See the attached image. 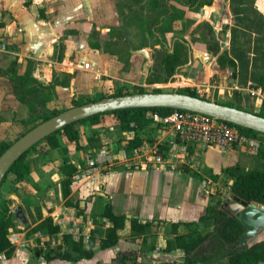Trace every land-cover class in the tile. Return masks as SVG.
Returning a JSON list of instances; mask_svg holds the SVG:
<instances>
[{
	"label": "crops",
	"instance_id": "crops-1",
	"mask_svg": "<svg viewBox=\"0 0 264 264\" xmlns=\"http://www.w3.org/2000/svg\"><path fill=\"white\" fill-rule=\"evenodd\" d=\"M42 1L0 0V67L4 69L3 66L7 60L37 59L34 73L36 70L38 74L34 76L44 84L57 83L54 98L47 103L48 107L53 109L59 101L57 97H76L80 90L84 93L93 91L99 79L102 78V72L99 70L101 64L97 59L99 55L90 49L88 52L92 61V69L90 62H87L90 64L87 68L86 64L80 61V57L72 58L73 52L69 51L68 46L66 56L61 55L59 60L44 57L50 54V48H53L56 37L52 36L57 34V27L53 24V19H48L50 13H47L48 10L45 9L48 5L47 0L44 3ZM142 2L146 3L145 0ZM150 3L152 6L147 5L148 10L153 8L152 0ZM172 3L179 7L182 6L181 9L185 11V14L182 18H177L172 22L173 30L167 32L166 37L169 42L173 36L184 37L188 40V49H191V53L192 48L195 49L193 51L194 62L189 70L200 71L203 59L211 58L210 63L213 69L211 66L207 68L210 73L203 84L206 91L217 92L218 96L225 100L221 103L228 102L252 112H259L264 103V92L258 85L260 75L264 74V0H211L198 10L178 4L176 0H172ZM202 23L211 25L213 35L207 34V28L205 30V27H200ZM188 24L192 27L186 28ZM184 28H186L185 33L183 31L181 33ZM200 33H203L207 40L212 37L219 44L218 54L210 51L208 47L210 41L205 47L195 46L190 37L199 36ZM154 47H162L158 38H156ZM75 48L77 50V47ZM223 52L228 53L234 65L220 66L218 57ZM107 60L111 63L117 61L113 57H107ZM101 61L105 62L106 67L109 66L108 61L103 59ZM45 70L55 71V80L53 79L54 74L49 79L45 72L41 74ZM25 71L19 73L23 74ZM206 73L204 69V74ZM3 76L0 75V141L10 140L6 136L17 132L19 128V121L16 122V120L26 117L29 111L27 105L17 98L9 78L6 79ZM180 78L178 76L175 82L171 83L184 84ZM188 84L194 86L192 83ZM196 86L200 85L196 84ZM202 97L215 100L208 95H202ZM103 117L111 121L115 117L118 119L114 114ZM103 117L99 123L86 124L90 125L88 128L93 131L88 136L82 135L81 132V138L75 143L73 153L78 160L76 162L73 159L72 162L78 165L79 169H83L79 173L80 177L87 175L84 173L86 169H96L94 170L96 172L88 177L94 179L95 193L99 197L110 199L108 201L111 202L116 213L127 216L124 228L118 231L121 237L119 243L106 249L96 246L92 258L77 261L61 259L47 261L44 256H41L40 260L23 263L19 259L20 256H14L8 264H111L113 259L120 254H124V264H184L183 249L166 250L167 240L174 238V235L170 233V226L173 222L198 220L210 203L207 196L205 200V195L200 193V189L198 195L193 192L194 176L182 169H175L172 163L176 151L184 148L183 145L173 137L171 131L164 130L161 125L153 121L145 132L137 135L134 130L122 129L119 119L117 125H103ZM63 137L67 138L65 135ZM47 141L52 147H56L59 136L54 135ZM162 143L169 146L164 156L160 154ZM78 145L82 148L78 149ZM194 147L197 148V146ZM208 149L214 152L222 151L217 146H211ZM232 149L233 147L223 152H229ZM105 150L113 156L112 165L124 164L122 170H114L112 165L99 164L96 161V155ZM160 155L161 159H158ZM107 164L109 167H106ZM84 179H81L80 183ZM98 182L102 183L98 185ZM81 186L86 185L76 186V190L74 189L75 191L69 197H65V200L77 194ZM92 188L89 187L88 190ZM86 206L90 207V201L85 204ZM63 210L64 213L71 215L70 210ZM131 217H138L143 222L150 220L164 223L155 224L152 229L153 234L146 242H142V240L129 238ZM101 218L106 221L103 227H107L110 224L108 219L104 216ZM75 223L76 226L73 228L75 233L80 231L83 234L87 231V226L83 229L85 224L81 217H76ZM96 225L88 229L89 233L92 229L100 227ZM178 230L184 232L188 230V227L181 224ZM63 234L64 232L61 231L62 237L56 239L60 244L64 242ZM10 238L16 246L19 244L20 247V244L24 243L19 233H13ZM44 246H47L45 241ZM17 249L19 248L16 247ZM107 253L109 255L106 260L104 256ZM225 262L227 264V261ZM257 264H264V262Z\"/></svg>",
	"mask_w": 264,
	"mask_h": 264
},
{
	"label": "rangeland",
	"instance_id": "rangeland-1",
	"mask_svg": "<svg viewBox=\"0 0 264 264\" xmlns=\"http://www.w3.org/2000/svg\"><path fill=\"white\" fill-rule=\"evenodd\" d=\"M145 1L146 3L138 2V0H47L48 5L45 6V9L48 10L47 13H50L48 19H53V24L57 27V34L52 36L56 38L53 42V48H50V54L48 53L44 57L46 59L59 60L61 55L66 56L65 53L68 46L69 51L73 52L72 58L80 57L79 59L84 65L90 62L92 69V61L88 52V49H90V51L93 50L99 55L97 59L101 64L99 70L102 72V78L99 79L98 85L94 87L93 91L84 93L80 90L76 97H57L59 101L57 106H55L56 108L53 109L63 111L70 108L73 104V98H76L79 102H88L99 99L106 94H117L119 91L127 93L139 90L173 91L183 87L196 89L200 96L208 95L210 98H214V101L225 102V100L218 96L217 92L206 91V87L203 85L205 79L208 77V73H210V70H207V68L211 66L213 69L210 63L211 58L203 59L200 71L189 70L190 65L194 62V48H192V53L191 49H188L189 54L191 53L192 55V61L188 60L179 73H176L168 81L164 80V70L154 63L156 49L154 43L156 42L157 35L153 33L150 25L149 10L147 9V5L152 6V4L150 0ZM44 2L45 0L42 1V3ZM181 7L179 8L181 9ZM191 27L192 25L188 24L186 28ZM186 28L181 30V33L182 31L185 33ZM190 39L195 46H207L208 40L203 33H200L199 36H192ZM75 47H77V50ZM107 57H113L117 61L111 63L107 60ZM101 59L108 61L107 64L109 66L106 67L104 65L105 62L101 61ZM11 61L7 60L3 66L4 69L9 67ZM34 61L36 62L37 59H34ZM27 65L28 60L19 61V72H24ZM204 69L207 71L206 74H204ZM35 72L34 74L37 75L38 71L35 70ZM43 72L47 74V79L54 74L53 79L55 80V71L45 70L41 74ZM178 76L181 77L180 79L184 81V84L178 82L177 84H172ZM3 77L7 79V76L4 75ZM214 77L216 78V75ZM188 83H192L194 86ZM196 84L200 86H196ZM17 121H19L17 132L7 135L6 138L12 140L25 130L21 120L17 119ZM102 122L103 125L108 126L119 123L116 117L112 121L103 117ZM88 126L90 125H86V123L79 124L78 127L82 135H91L93 130L91 131ZM63 136H59L58 146L56 147H52L48 141L39 144L27 158L32 165L31 175L25 181H16L14 177H9L3 185L0 194V204L8 201L13 210L15 225L11 229L10 235L19 233L24 242L20 244V247L19 244L15 245L19 249L15 250V255L12 257L20 256L19 259L23 263H32L35 260H40L41 256H44L47 251L60 245L56 241L57 238L62 237L60 232L57 236L49 235L46 228L42 227V222L38 221L37 206L39 203H43L42 210L46 215H52L54 220L56 219L55 222L61 223V231L64 233L70 232L75 228L76 223L73 219H76V217L82 218L85 224L83 229L86 226L88 227L86 233L89 232L88 229L92 225L97 224L96 226L100 227L106 225V221L101 218V213L104 204L110 199L99 197L95 193L96 190L94 191L96 189L93 182L94 179L88 178L96 171L79 177L81 179L85 178L82 183H80L81 179H76L75 177L71 186L72 192L76 190V186L78 187L83 184L86 186L78 188L77 194L73 197L65 200V197L62 195L60 181L63 174L59 168L62 159L70 157L71 161L74 159L77 162L78 160L73 154L76 144L68 143L67 138ZM177 140L181 142L184 148L176 151L172 163L175 165V169L189 171L194 176L195 184H193L192 188L195 195L199 194L200 189V193L205 195V200L207 197L209 198V203L216 204L228 210L231 214H235L231 208V204L235 201V198L231 192L226 175L223 173V167L236 162L245 169L264 168V151H246L241 146L236 145L229 152L220 150L214 152L209 151L208 148L211 146L196 148L181 139L177 138ZM62 145L68 146V153H61ZM164 145L167 144L162 143L160 149V154L163 156L167 154L164 151ZM53 148L55 150H52ZM108 164L112 165L111 163ZM108 164L106 167H109ZM112 167L114 170H122L124 164H113ZM100 183L102 182H98L97 184L100 185ZM89 187L93 188L88 190ZM26 198L31 199L30 203L32 205L29 209H27L24 201ZM89 201L90 207H85V204ZM70 205L72 207H69ZM60 206L61 208H58ZM19 208L22 209L24 217L18 216L17 212ZM63 209L70 210L71 215L66 212L64 213ZM211 229L212 225L208 224L203 226L202 231L205 233ZM262 239H264V229L261 230V234L256 240ZM256 240H251L250 243ZM44 241L47 245L46 247L44 246ZM108 255L107 253L104 256L106 260L108 259ZM123 255L120 254L115 257L111 264H123ZM11 258L8 259L3 255L0 256V264H8ZM225 261H227L225 256H218L212 264H226Z\"/></svg>",
	"mask_w": 264,
	"mask_h": 264
},
{
	"label": "trees",
	"instance_id": "trees-1",
	"mask_svg": "<svg viewBox=\"0 0 264 264\" xmlns=\"http://www.w3.org/2000/svg\"><path fill=\"white\" fill-rule=\"evenodd\" d=\"M139 1L142 2L144 0H138V2ZM176 1L179 2L178 4L193 8L194 10H198L203 4L211 2V0ZM152 2L153 8L149 9L150 23L153 33L157 35L162 45L161 48L155 49L154 63L164 70V80L168 81L176 73H179L183 65L189 60L188 40L184 37L173 36L171 42H169L166 37V33L173 30L172 22L177 18H182L185 11L180 9L179 6L174 5L172 0H152ZM200 27L207 28V34L213 35V29L209 23H202ZM208 41H210L208 43L210 51L214 54H218L220 51L219 44L215 42L212 37H210ZM218 61L221 67L226 66V64L234 65V61L226 52L219 54ZM18 63L19 60L14 59L7 69H2L0 67V75H6L9 78L17 98L27 105L29 111L28 115L21 119L25 130L12 140L0 141V155L28 130L61 112V110L52 109L47 105V103L54 98L55 86L57 83L52 82L44 84L34 76L35 61L33 59H28L27 69L23 74L19 73ZM67 80H69V78ZM258 85L264 92V74L260 75ZM178 91L193 96H200L196 89L191 87L178 88ZM136 92H144V90ZM123 94H127V92L119 91L117 94H106L103 97ZM72 101L73 104L71 107L86 103L79 102L76 98H73ZM224 104L245 109L228 102ZM173 110H175V108H124L96 114L89 118L71 123L39 141L17 160L4 178L0 186V194L3 185L9 177H14L16 181H25L31 175L32 165L27 159L29 154L39 144L47 141L54 135H65L68 138V143H77L81 138V130L78 127L79 124H96L101 121L103 116L110 114L117 115L122 129L134 130L137 135H140L145 132L151 124L152 120L149 117L150 112L158 111L161 114H168ZM256 113L264 116V103L260 111ZM231 124L235 125L241 132L247 135H261L263 137V143L259 150L260 152L264 151V133L234 123ZM62 146L61 153H68V146ZM77 148L80 149L82 147L78 145ZM164 148V151H166L169 146L164 145ZM52 150H55V148ZM59 168L63 174L60 181L62 195L67 198L72 192L71 186L74 182L75 175L79 171V167L71 161L70 157H64ZM185 172L189 173V171ZM223 173L226 175L234 197H238L247 202L255 201L264 204V168L255 167L252 169H245L242 168L239 163L234 162L224 166ZM24 201L27 205V209L31 208V199L26 198ZM42 204L43 203H39L37 206L38 221L42 222V227L46 228L49 235L58 234L61 232L60 225L54 222L51 215L45 214L42 210ZM101 215L108 219L110 224L107 227L92 229L88 240H85L83 234H80L79 237H75L74 233L65 232L63 235L64 242L47 251L44 255L45 259L47 261L54 259L77 261L80 259L92 258L96 246L106 249L119 243L121 237L118 231L124 228L125 222L128 219L127 216L116 213L110 201L104 204ZM130 223L131 231L129 238L146 242L153 234V226L164 222L150 220L143 222L138 217H131ZM181 224L186 225L188 230L180 232L178 229ZM208 224L212 225V229L203 233V226ZM14 225L13 210L10 203L5 201L3 204H0V256L3 255L8 259L14 255L16 250L15 243L10 238L11 229ZM245 231L246 227L236 214L232 215L228 210L210 203L198 220L173 222L171 224L170 233L174 235V238L167 240L166 250L183 249L184 264H212L218 256H225L227 258V264H257L259 262H264V239L258 240L247 247H243L241 246V236ZM122 259L124 264V255Z\"/></svg>",
	"mask_w": 264,
	"mask_h": 264
},
{
	"label": "water",
	"instance_id": "water-1",
	"mask_svg": "<svg viewBox=\"0 0 264 264\" xmlns=\"http://www.w3.org/2000/svg\"><path fill=\"white\" fill-rule=\"evenodd\" d=\"M191 57L190 53V60ZM135 107H168L201 112L264 133V116L236 106L209 100L202 96L182 93L178 89L173 91H144L105 96L63 110L55 116L40 122L14 141L0 155V186L6 174L17 160L39 141L52 135L59 129L96 114ZM234 198L235 201L231 204V208L246 227L245 233L241 236V246L247 247L254 243V241L252 243L250 241L256 240L261 234V230L264 229V204L255 201L247 202L238 197ZM17 214L20 217H24L21 208L18 209Z\"/></svg>",
	"mask_w": 264,
	"mask_h": 264
},
{
	"label": "built area",
	"instance_id": "built-area-1",
	"mask_svg": "<svg viewBox=\"0 0 264 264\" xmlns=\"http://www.w3.org/2000/svg\"><path fill=\"white\" fill-rule=\"evenodd\" d=\"M85 66L89 68L90 64L86 63ZM149 117L153 122L161 125L164 130L171 131L175 139H181L197 147L217 146L222 151H227L237 145L241 146L246 151L256 152L263 143V137L261 135H247L230 122L201 112L175 109L168 114H161L158 111H154L149 113ZM157 158L161 159V155ZM95 159L99 164H106L113 161V156L105 150L102 153H98ZM94 170L96 169L88 168L84 173L91 174ZM80 171H83V169H79L78 173L75 175L76 179L80 177ZM73 220L75 221V219ZM55 223L61 224L58 221ZM70 232L74 233V235L77 234V237L81 234L80 231L75 233L73 229ZM86 232L87 231H84L83 235L85 240H88L90 233Z\"/></svg>",
	"mask_w": 264,
	"mask_h": 264
}]
</instances>
